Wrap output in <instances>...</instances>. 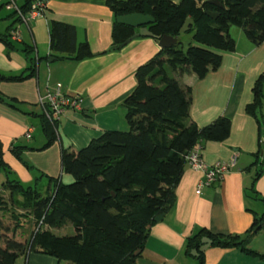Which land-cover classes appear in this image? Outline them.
<instances>
[{"label":"trees","instance_id":"trees-1","mask_svg":"<svg viewBox=\"0 0 264 264\" xmlns=\"http://www.w3.org/2000/svg\"><path fill=\"white\" fill-rule=\"evenodd\" d=\"M31 1L26 0L25 7ZM212 1H107L116 16L113 26L116 49L137 34V29L117 23L118 16L130 14L152 16L155 22L149 30L157 40L163 36L178 38L189 22L187 31L195 44L184 50L183 44L177 41L174 47L162 48L137 69L136 88L123 103L129 131H106L79 151L62 150V171L74 179L69 185L60 177L51 178L42 173L30 186L12 179V168L4 160L0 141V173L6 174L0 183V242L4 244L0 247V264H16L21 255L32 252L54 257L58 264H138L156 218L168 214L176 204V188L187 165V155L203 142L225 141L232 129V122L226 117H219L205 127L190 122L192 89L170 77L169 71L178 77L195 74L199 79L216 71L223 53L236 50L232 27L243 30L255 45L264 43V0H218L223 8L213 5ZM207 12L218 13V17L212 19ZM8 18L15 20L13 13ZM16 23L17 20L11 27ZM10 29L0 35V41L9 50H17ZM50 48L53 53L75 61L93 57L88 43H78L76 28L62 22L51 23ZM19 50L29 60L28 74L0 73V85L20 83L35 76L34 48L24 45ZM263 98L264 75L254 87V102L247 107L258 121L260 154L264 156V120H259L256 114ZM0 101H3L1 96ZM39 117L47 139L42 151L57 140L58 122L50 121L44 112ZM26 149L12 152L22 160ZM25 166L33 170L28 164ZM44 178L52 187L46 191L40 189ZM6 193L21 212L9 208ZM8 213L11 223L6 224ZM25 222H32L34 229L27 239L19 241L16 235L25 229ZM68 225L74 227V235L60 237L52 231ZM263 229L264 214L255 219L249 236ZM247 242L238 236L202 229L188 239L186 255L197 264H205L204 249L209 244L240 249L264 261V255L246 247Z\"/></svg>","mask_w":264,"mask_h":264},{"label":"crops","instance_id":"crops-1","mask_svg":"<svg viewBox=\"0 0 264 264\" xmlns=\"http://www.w3.org/2000/svg\"><path fill=\"white\" fill-rule=\"evenodd\" d=\"M107 1L49 0L44 16L33 20L30 30L22 27V42L16 43L17 50H9L0 41L1 74H28L29 60L19 50L24 45L33 47L36 56L34 77L0 85L3 99L0 101V141L4 160L13 170H19L20 182L24 185H34L41 173L63 181L61 154L64 148L78 151L106 131L128 129L127 109L123 103L136 88L137 69L151 60L161 47L154 37H137L124 48L116 49L113 41L116 16ZM3 2L0 0V6ZM2 10L0 35H5L13 29L15 20L3 15ZM54 21L74 26L78 43H88L93 57L75 61L53 53L50 26ZM136 31L139 33V29ZM232 37L236 40V50L223 53L220 67L203 79L195 74L178 77L171 71L169 75L192 89L190 122L199 127L219 117L232 122L228 139L198 146L205 164H229L234 158L236 164L222 181L203 188L201 194L196 192L198 183L204 179L203 172L186 165L176 188V204L150 229L138 264H197L186 255V245L188 239L202 229L248 240L247 248L264 255V229L249 236L255 219L264 214V156L260 154L258 121L247 110L254 102V87L264 75V43L253 44L240 28ZM51 57L55 58L53 62L49 61ZM58 87L65 96L81 97V109H66L62 113L57 124V140L40 151L47 142L39 117L43 113L40 98L55 93ZM256 114L259 120H264V98ZM28 132L31 138H27ZM24 147L27 149L21 158L33 170L23 167L14 158L12 150ZM42 183H45L44 191L52 188L46 178L41 179L40 185ZM16 237L19 241L28 238L22 230ZM3 245L0 242V247ZM204 256L205 264H264L259 257L247 255L240 249L209 244L205 246ZM16 264H58V260L32 252L21 255Z\"/></svg>","mask_w":264,"mask_h":264},{"label":"built area","instance_id":"built-area-1","mask_svg":"<svg viewBox=\"0 0 264 264\" xmlns=\"http://www.w3.org/2000/svg\"><path fill=\"white\" fill-rule=\"evenodd\" d=\"M49 0H32L27 7L26 0H4L3 8L14 14L16 25L10 32L11 40L15 43L22 42V27L30 30L31 22L39 17H43ZM44 114L50 121H59L62 113L66 109L80 110L82 99L81 97H69L60 92L59 87L55 93H48L45 97L40 98ZM27 138H31L30 132ZM187 164L198 171L203 172L204 179L198 183L197 194H201L203 188L222 181L223 177L228 174L236 164L234 158L231 163H217L214 166H207L201 158L199 148L194 149L186 157Z\"/></svg>","mask_w":264,"mask_h":264},{"label":"rangeland","instance_id":"rangeland-1","mask_svg":"<svg viewBox=\"0 0 264 264\" xmlns=\"http://www.w3.org/2000/svg\"><path fill=\"white\" fill-rule=\"evenodd\" d=\"M2 14H3V15H10V12H8V11H6V10L4 9V10H2ZM188 24H189V22L186 24V26H185L184 29L182 30V32H181V34H180V37H179L180 42L184 45L185 50H187L189 46L195 44L194 41H193V38H192V34L189 33V32H187ZM236 30H239V28H237V27H232L231 34H232L233 36L236 35ZM127 131H129V127H128V129H127L126 131H124V132H127ZM78 151H79V150H78ZM14 158L16 159V161H17L18 163L22 164L23 167L27 168V167L25 166V164H27V162H25L23 159L21 160V159L17 158L16 156H14ZM16 161H15V162H16ZM11 168H12V167H11ZM11 178L20 181L21 178H20V176H19V170H17V169L13 170V168H12V176H11ZM5 179H6V174H5V172L2 171V172L0 173V183H1L2 181H4ZM73 182H74V179H73V177H72L71 175H66V174H64L63 183H64L65 185H69V184H71V183H73ZM25 185H26V186H30V185H33V183H32V184H25ZM40 189H41V190H44V189H45V183H42V184H41ZM5 197H6V200L9 201V194H8V193L5 194ZM18 198H20V197H18ZM9 208H11V209L14 208L17 212H21V211L18 210L16 207H14V204L11 203L10 201H9ZM12 211H13V210H12ZM10 212H11V211H10ZM10 218H11V217H10V213H8V214L6 215V217H5V223H6V224L11 223V219H10ZM25 226H26L25 229L22 230V231L25 233V236L28 237V235H30L31 232L33 231V229H34V225H33L32 222H30V223H26V222H25ZM26 231L28 232L27 234H26ZM54 232H55V234H56L57 236H60V237H61V236H66V235H74V234H75V229H74V227H73L72 225H68V226H66L65 228L61 229V230L56 229V230H54ZM29 233H30V234H29ZM63 264H65V263H63Z\"/></svg>","mask_w":264,"mask_h":264},{"label":"water","instance_id":"water-1","mask_svg":"<svg viewBox=\"0 0 264 264\" xmlns=\"http://www.w3.org/2000/svg\"><path fill=\"white\" fill-rule=\"evenodd\" d=\"M213 5L223 8V5L219 3L218 0H213L211 2ZM210 18L215 19L218 17V13H206ZM155 22V19L150 15H143V14H130L125 16H118L117 23L121 25H125L131 27L133 29H139V33L135 34L132 38L127 40L125 43L119 46L120 49L124 48L128 45L132 40L137 37H153V34L149 30V26ZM158 44L161 49H168L174 47L177 44V38L172 36H163L158 40ZM55 58H50L49 61L53 62ZM164 216H160L156 218V222L161 221ZM137 253L136 255H138Z\"/></svg>","mask_w":264,"mask_h":264}]
</instances>
